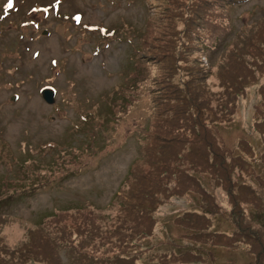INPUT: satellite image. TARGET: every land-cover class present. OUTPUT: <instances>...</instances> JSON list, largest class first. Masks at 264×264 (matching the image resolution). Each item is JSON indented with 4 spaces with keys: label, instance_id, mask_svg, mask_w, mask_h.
<instances>
[{
    "label": "rangeland",
    "instance_id": "374dc122",
    "mask_svg": "<svg viewBox=\"0 0 264 264\" xmlns=\"http://www.w3.org/2000/svg\"><path fill=\"white\" fill-rule=\"evenodd\" d=\"M11 2L0 0V264L73 254L108 264L121 253L137 264H264V0ZM190 102L232 166L246 159L233 174L238 203L214 168L192 171L219 206L206 233L179 218L210 206L200 185L153 201L140 179L123 183L163 126L178 132L173 115Z\"/></svg>",
    "mask_w": 264,
    "mask_h": 264
},
{
    "label": "trees",
    "instance_id": "16d2710c",
    "mask_svg": "<svg viewBox=\"0 0 264 264\" xmlns=\"http://www.w3.org/2000/svg\"><path fill=\"white\" fill-rule=\"evenodd\" d=\"M203 104L204 106H207L205 102H203ZM175 111L176 113L173 115L172 125L175 126L174 131L178 132H174L173 134V130H168V126H163L161 129L162 131L158 132V134L153 137L151 143L149 144L143 155L133 161L126 176V181H124L123 183L127 184L129 180H132L133 182V180L140 179L142 182H144L145 185L140 186V188H142H139L140 190H137L143 191L144 193H148V191H150L149 194H153V196L150 197L153 201L155 199L156 201H161L163 200V197L165 198L166 196H170V191L174 190L175 188L176 193L181 196L185 193L191 192L192 188L195 187V185H200L202 189V195H204V198H206V201L210 206H207L205 203H203L204 207H206L203 212L197 210H187L184 211L179 218L180 220L185 221L184 224L188 228L195 227L192 230L193 233L194 230L200 229H204L203 233H206V231L210 228L212 222V218H210L208 214H216L217 212H219V206L214 199V195L208 191L200 177L192 173V171H194L195 168L201 173L205 171L204 169L206 166L210 167L209 170H212L211 168H214V170H212L213 178L216 179L217 184L223 185L224 183H227L229 195L236 203H238L237 197L232 188L234 186H239V182H237L233 178V174L237 173V168L243 169L246 163V159L241 157L240 159H237L238 161L232 166L234 157L229 156L227 152L224 151L217 143L216 133L206 123V120L202 119L201 110L196 104L190 102L188 104L185 103L183 105H178ZM166 131L171 133L173 137L171 138L172 145L170 146V148L168 146H165L163 143L164 138L162 135L169 134ZM159 142L162 145L159 144ZM171 148L174 150L177 157L176 162L178 163H176L175 166L176 170L174 169V166H171L172 162L170 161V157H168L166 151ZM141 161L143 163H141ZM174 172L176 173L175 176H177L178 179H174L172 177ZM242 172L243 170H240V172L238 173V175H240L241 177H243ZM151 177L155 178L156 185L159 186L158 189L151 188V186L148 185L149 180H145ZM185 178H187V181H184ZM174 180L176 182L171 183ZM240 185L243 186L246 184L242 182L240 183ZM148 188L152 190H148ZM8 197H11V194L7 196V198ZM77 209L81 211L83 210V207H78ZM66 211L69 210L63 209L61 212L67 213ZM59 215L60 212L58 214L53 213L51 216L59 217ZM195 224L196 226H191ZM153 231L154 229L152 227V229L150 230V235L151 233H153ZM214 233L216 234V232L213 231L212 234ZM130 242L132 243L133 240H123L119 244L126 245L128 243V245H130ZM174 252H159L157 253V256H160L161 260L169 259L170 256L175 254ZM73 256L74 259L68 257L69 259L66 260L65 264H74V262L75 264H82L81 262L83 261V259H78V255L75 254H73ZM109 258L111 259H108V264H137L136 260L133 257H130L128 259L127 256L123 255L122 253L117 254L114 257L111 256ZM124 261H126L127 263H125Z\"/></svg>",
    "mask_w": 264,
    "mask_h": 264
},
{
    "label": "water",
    "instance_id": "95a60500",
    "mask_svg": "<svg viewBox=\"0 0 264 264\" xmlns=\"http://www.w3.org/2000/svg\"><path fill=\"white\" fill-rule=\"evenodd\" d=\"M41 92L43 93L47 101L54 102V95H56L54 88L47 86L44 87Z\"/></svg>",
    "mask_w": 264,
    "mask_h": 264
},
{
    "label": "snow or ice",
    "instance_id": "6c2138e0",
    "mask_svg": "<svg viewBox=\"0 0 264 264\" xmlns=\"http://www.w3.org/2000/svg\"><path fill=\"white\" fill-rule=\"evenodd\" d=\"M7 7H9V8L12 7V2H11V0H9V3H8Z\"/></svg>",
    "mask_w": 264,
    "mask_h": 264
}]
</instances>
